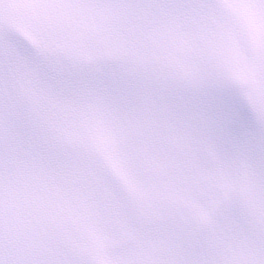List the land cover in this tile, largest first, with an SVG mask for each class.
Masks as SVG:
<instances>
[{
	"label": "snow or ice",
	"instance_id": "6c2138e0",
	"mask_svg": "<svg viewBox=\"0 0 264 264\" xmlns=\"http://www.w3.org/2000/svg\"><path fill=\"white\" fill-rule=\"evenodd\" d=\"M0 264H264V0H0Z\"/></svg>",
	"mask_w": 264,
	"mask_h": 264
}]
</instances>
